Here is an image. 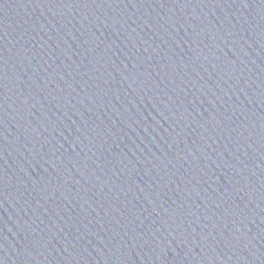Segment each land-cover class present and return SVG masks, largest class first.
I'll use <instances>...</instances> for the list:
<instances>
[{
	"label": "water",
	"instance_id": "obj_1",
	"mask_svg": "<svg viewBox=\"0 0 264 264\" xmlns=\"http://www.w3.org/2000/svg\"><path fill=\"white\" fill-rule=\"evenodd\" d=\"M0 264H264V0H0Z\"/></svg>",
	"mask_w": 264,
	"mask_h": 264
}]
</instances>
